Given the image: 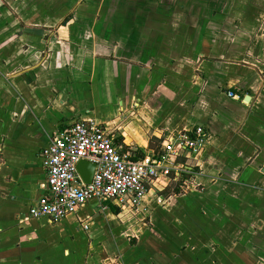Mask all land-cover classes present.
<instances>
[{
    "label": "crops",
    "instance_id": "1",
    "mask_svg": "<svg viewBox=\"0 0 264 264\" xmlns=\"http://www.w3.org/2000/svg\"><path fill=\"white\" fill-rule=\"evenodd\" d=\"M108 1L0 0V264H264V0ZM79 119L125 151L209 141L137 212L33 218L42 151Z\"/></svg>",
    "mask_w": 264,
    "mask_h": 264
},
{
    "label": "built area",
    "instance_id": "2",
    "mask_svg": "<svg viewBox=\"0 0 264 264\" xmlns=\"http://www.w3.org/2000/svg\"><path fill=\"white\" fill-rule=\"evenodd\" d=\"M262 77L264 80V68ZM229 95L235 96L232 91ZM208 141L205 127L197 125L190 131L169 134L161 150H150L134 159L102 123L79 119L64 124L42 151L46 193L30 206L29 214L58 222L92 199L100 204L116 201L122 209L137 212L156 181H176L185 171L176 158L185 152L199 155ZM82 160L95 165L90 183L78 172ZM163 200L160 197L157 201ZM88 227L83 224L84 229Z\"/></svg>",
    "mask_w": 264,
    "mask_h": 264
},
{
    "label": "water",
    "instance_id": "3",
    "mask_svg": "<svg viewBox=\"0 0 264 264\" xmlns=\"http://www.w3.org/2000/svg\"><path fill=\"white\" fill-rule=\"evenodd\" d=\"M95 165L89 161L82 160L78 164V172L85 183L92 180Z\"/></svg>",
    "mask_w": 264,
    "mask_h": 264
},
{
    "label": "rangeland",
    "instance_id": "4",
    "mask_svg": "<svg viewBox=\"0 0 264 264\" xmlns=\"http://www.w3.org/2000/svg\"><path fill=\"white\" fill-rule=\"evenodd\" d=\"M135 1L139 3V2L146 1V0H116L115 5L112 2L108 1V2H105L103 6L110 7V4L112 3L114 6H111V7L124 11L125 13H127L126 15L128 16L130 12L129 2H135ZM78 226L81 227L82 225L79 223Z\"/></svg>",
    "mask_w": 264,
    "mask_h": 264
},
{
    "label": "trees",
    "instance_id": "5",
    "mask_svg": "<svg viewBox=\"0 0 264 264\" xmlns=\"http://www.w3.org/2000/svg\"><path fill=\"white\" fill-rule=\"evenodd\" d=\"M132 154H133V158L134 159H137V158H140V157H142L143 155H144V153H142V152H139V151H137V150H129Z\"/></svg>",
    "mask_w": 264,
    "mask_h": 264
}]
</instances>
